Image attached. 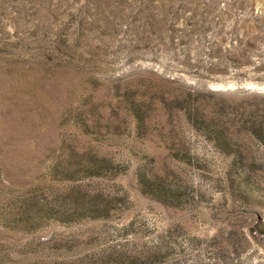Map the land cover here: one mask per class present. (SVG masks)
<instances>
[{
  "label": "rangeland",
  "instance_id": "1",
  "mask_svg": "<svg viewBox=\"0 0 264 264\" xmlns=\"http://www.w3.org/2000/svg\"><path fill=\"white\" fill-rule=\"evenodd\" d=\"M0 264H264V0H0Z\"/></svg>",
  "mask_w": 264,
  "mask_h": 264
}]
</instances>
